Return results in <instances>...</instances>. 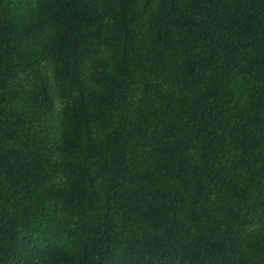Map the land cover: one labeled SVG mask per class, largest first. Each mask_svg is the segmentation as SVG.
I'll use <instances>...</instances> for the list:
<instances>
[{"label": "trees", "instance_id": "16d2710c", "mask_svg": "<svg viewBox=\"0 0 264 264\" xmlns=\"http://www.w3.org/2000/svg\"><path fill=\"white\" fill-rule=\"evenodd\" d=\"M0 264H264V0H0Z\"/></svg>", "mask_w": 264, "mask_h": 264}]
</instances>
